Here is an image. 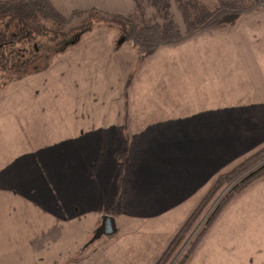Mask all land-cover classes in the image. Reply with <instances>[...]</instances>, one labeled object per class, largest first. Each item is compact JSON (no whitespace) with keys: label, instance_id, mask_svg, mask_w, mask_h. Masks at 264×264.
I'll return each instance as SVG.
<instances>
[{"label":"rangeland","instance_id":"rangeland-1","mask_svg":"<svg viewBox=\"0 0 264 264\" xmlns=\"http://www.w3.org/2000/svg\"><path fill=\"white\" fill-rule=\"evenodd\" d=\"M51 1L69 19L66 31L87 21L94 23V31L52 56L48 69L38 72L44 67L39 61L37 72L23 80H0V178L11 176L17 182L20 174L26 189L27 177L34 174L43 184L35 200L0 194V264H157L168 248L173 249L163 264H264L258 240L264 213L257 216L251 209L255 214L250 218L242 209L249 190L264 191V152L248 165L264 150V6L167 46L187 47L184 61L211 75L195 79L182 78L176 49L146 57L133 43L119 39L122 54L113 53L119 35L111 17L122 15L164 27L156 0ZM200 1L208 10L219 2ZM165 8L185 34L176 0H169ZM47 27L54 29L51 23ZM226 35L230 37L223 44L221 36ZM195 47H212L218 61H203L194 55ZM136 53L144 59V70L137 67ZM163 79L165 87L154 89L152 84ZM169 88L168 104H152ZM178 90L186 94L178 95ZM115 112L123 113L122 120ZM133 126L155 129L118 135L121 149L110 151L105 160L112 163L105 167V182L96 181L104 176V167L97 170L88 164V158L91 163L97 154L91 146L83 150L88 138L113 137L115 130ZM170 127L175 132L160 133ZM183 128L185 133H177ZM50 154L54 159L48 167L33 165ZM100 156L98 148L97 159ZM177 167H186L181 176L196 179L195 185L183 196L174 190L167 196L161 193L163 199H156L155 205L151 199L159 184ZM50 168H58V176L74 179V190L63 192L64 204H58L73 213L68 219L61 217V211L58 220L38 214L42 212L38 208L48 211L51 203L46 184ZM227 174L231 180L207 199L219 177ZM247 177L252 179L244 184ZM180 181L177 178L175 185L181 187ZM26 194L32 195L28 190ZM71 201L83 205L71 210ZM258 205L264 208L263 195ZM82 210L88 212L80 215ZM107 216L114 218L120 232L98 237L99 222ZM179 232L183 234L176 238ZM35 236L42 241H34Z\"/></svg>","mask_w":264,"mask_h":264},{"label":"trees","instance_id":"trees-1","mask_svg":"<svg viewBox=\"0 0 264 264\" xmlns=\"http://www.w3.org/2000/svg\"><path fill=\"white\" fill-rule=\"evenodd\" d=\"M156 3L159 13L163 15L160 16L165 22L164 27L151 21L141 20V23H138L139 21L122 15H115L110 19V23L117 27L115 28L119 39L133 43L146 57L154 55L161 47L178 45L208 27L230 23L238 15L264 6V0H219L213 10H208L207 4L200 0H176L186 24V33L183 34L165 8L169 0H156ZM90 15L87 16L89 19ZM68 22L69 19L61 14L51 0H0V80H23L37 72L35 67L39 61L44 67L38 72L48 69L52 56H57L62 48L67 49L75 45L76 41L94 31V23L89 24L88 21L80 26V29L66 31ZM47 23H51L54 29H49ZM54 43L56 46H53ZM118 43L122 45L121 41ZM263 152L264 150H261L252 156L248 165L256 162ZM230 176L227 174L219 177L209 191L207 199H210L222 184L229 182ZM251 179L247 177L244 184H248ZM219 211L220 207L216 213ZM182 234L183 232H179L176 238ZM172 249L168 248L170 251L167 250L157 264H163L165 255L170 254Z\"/></svg>","mask_w":264,"mask_h":264},{"label":"crops","instance_id":"crops-1","mask_svg":"<svg viewBox=\"0 0 264 264\" xmlns=\"http://www.w3.org/2000/svg\"><path fill=\"white\" fill-rule=\"evenodd\" d=\"M216 34L217 33H211V35H216ZM228 37H230V36L229 35L221 36V41H222L223 44H226V40H227ZM209 40L212 41V42L218 43L213 38H209ZM118 42H119V38H118ZM198 45H199V42L195 41V46H198ZM170 46H172V45H170ZM186 48L187 47L184 48L183 46H180V47H177V48H167V46H164V47H161L160 49H158L157 53L154 56H157L160 53H162V54L166 53L167 51H169L167 49H176V53H177V55H179V60H180L179 67L184 72L181 75L182 78H186L187 76L188 77H194L195 79L202 78V77H204V78L211 77V75H205L204 73H200L199 70H198V66L194 65L192 62L184 61V53H185ZM193 51H194V55L199 56L201 59H203V61H208V62L214 63V64L218 61V57L217 56L219 54L218 53L215 54L214 53L215 50L212 47H210V48H207V47H195ZM113 53L122 54V46L119 43H117L116 40H114V43H113ZM136 56H137V53H136ZM160 57H162V56H160ZM138 61L140 62V65L137 66V67H143L142 70H144L145 69L144 68V63H143L144 59L143 60H139V57H138ZM166 70H170L169 65H167V69ZM137 71H138V68H136V72ZM166 83H167V79H163L162 81L154 82L152 85H153V87L155 89V88H158L160 86L165 87ZM164 94L166 95V97L164 96ZM164 94H162L160 96L161 97L160 99H153L152 104H155V105H160V104H164V103L168 104L169 103L168 98L170 97V88L168 90H166L164 92ZM181 94H186V92L182 93V92L179 91L178 95H181ZM115 115H116V117L121 118L120 120H122L123 113L115 112ZM119 118H117V119H119ZM121 124H122V121L119 122V125H121ZM132 125H133V123H132ZM127 129H129V130H126V127H123L122 129L117 130V131L115 130L114 132L111 133V134H115L117 137L116 136L112 137V135H110V136L102 135V136H98V137L90 136V138H88L89 140H87V142L84 144L85 147H86L85 149H83L84 151H86L87 148H89L90 146L92 147V152L97 151V154H96L95 158L93 159V162L90 163L89 162L90 157L88 158V164L90 166H92V167H95L96 169L99 168L100 166L104 167V171H103L104 172V176H102L101 179L98 178L96 181H100L101 180L103 183L105 182V178L107 177L105 175V167L110 166L112 164V163L111 164H107L105 162V160L107 158L110 159V154H111L110 151H115V150H120L121 149L122 139L119 138L118 135H121V136L122 135H126V134H129V135H142L144 133H149V132L153 131L155 129V127L148 128V127L133 126V128H127ZM135 129H139V130H135ZM187 131L189 133H194V134H196L198 132L196 129H192L190 131L188 129ZM171 132H175V130H173L172 127L168 128V129H165L163 131H160V133H171ZM180 132L185 133L186 130L183 128L182 130H179V132H177V133H180ZM103 134H108V133H103ZM140 145L142 146L143 144L140 143ZM98 148L101 151V156L97 159ZM84 157L85 156L82 154L81 155V159H84ZM53 159L54 158H52L51 154H50L49 158H43L42 160H41V158H37V160L39 162L43 163V164H39V163L36 164L37 160H35L33 165L35 167H42L43 165L48 167L51 164V162L53 161ZM15 160H17V162H19V159H15ZM8 163L9 164H6V165H10L9 161H8ZM58 165H59V162L57 164H55V166H58ZM87 166H88L87 164H84V166H83L85 171H86V167ZM186 171H187L186 167L184 169H182L180 167H177L175 170H172L171 173L168 172L169 174L166 176L164 181L162 180L163 181L162 184H159L160 188H158V192H156V196L155 195L153 196L155 198H152L151 202H153L155 205H157L159 200L163 199L161 193H163L165 196H167L169 194V191H171V190L176 191L177 194L180 191V196H183L186 193L187 190L191 191L192 187L196 183L195 182L196 179H186L185 178L186 174H185L184 177H182L181 174L182 173H186ZM57 172H58V168H50L49 176L46 177V179H47L46 184H47V186H49V192H50V196L49 195L48 196H49V199L51 200L50 205L46 207V208H48V211H45L43 208H38L37 210L42 211V212L38 213L39 215L53 216V217H51L53 220L54 219L58 220L60 218L58 211H61V213H60L61 217L64 216L65 219H68V216L72 215L73 213L66 211V208H64V206H61V208H58V204L59 205H63L64 204L63 203V192L66 193L68 190H70V191L74 190L71 187L72 183L74 182V179L72 178V176H67V174H63L61 176H58ZM111 173H112V171H111ZM157 173H159V171H157ZM194 173L196 174V171H194ZM198 175L200 177V173ZM177 178H181V181L179 183H184L181 187H178V186L175 185V181H176ZM13 179L14 178L11 177V176H8L6 178H0V194H2L3 196H18V197H21V198H31V199L35 200V197L38 195L39 190L43 189L42 179H39L34 174H32V175L27 177V179H26V189L24 188V182H23V176L22 175L19 174L16 177L17 182H14ZM80 180L81 181L85 180L84 179V175L80 176ZM155 182H158V180H156ZM149 187H151V186H149ZM155 189H157V188H155ZM27 190L32 193V195L30 197L27 196V194H26ZM58 191H59L61 199H59V197H58ZM251 191L249 190L245 194L246 195L245 197L247 199H250V200H247L246 198H243L242 209L244 211V214H248V216L250 218H253L255 213L253 212L254 210H251V209H255L257 211V213H256L257 216H259L260 213H264V208H261L258 205L262 195L264 197V191L259 190V188L258 189L255 188L254 189V191H253L254 194H252ZM41 198H43V197L41 196ZM156 199H159V200H156ZM71 202H72V204L69 205L71 210L74 207L81 208V205H83V203L81 205H76L78 203V201H76V202L71 201ZM36 204L41 205V202L40 201H36L35 205ZM162 207H163V205H162ZM160 209H157V210H155L153 212L159 211ZM64 211H66V212H64ZM147 211H149V210H147ZM86 212H88V211L87 210H85V211L82 210L80 215H82V214H84ZM150 212H145V213H150ZM244 221L248 222L247 219H244ZM34 222H35V226L39 223L38 219H35ZM52 225H49L48 228L52 227ZM99 225L101 227L102 223L99 222ZM100 227H97V228L99 229ZM116 228H117V231L114 234L115 236L120 232L119 231L120 228H119V225H117V222H116ZM55 230H57L56 226H55ZM114 235H112V236H114ZM33 238H34L33 239L34 241H42V238H40L38 236H35ZM258 240L260 241V243H259L260 247L263 246L261 248V250H260V253L264 254V243H262V240H264V226L260 230V234L258 236ZM44 241L47 242L46 240H44ZM0 246H2V245L0 244ZM24 246H26V244H24ZM47 246L50 247V244H47ZM156 255L157 254H155L152 258H154ZM243 264H245V263H243Z\"/></svg>","mask_w":264,"mask_h":264},{"label":"water","instance_id":"water-1","mask_svg":"<svg viewBox=\"0 0 264 264\" xmlns=\"http://www.w3.org/2000/svg\"><path fill=\"white\" fill-rule=\"evenodd\" d=\"M116 231L117 228L114 218L111 216H107L103 220V223L96 234L98 237H101L102 235L112 236L116 233Z\"/></svg>","mask_w":264,"mask_h":264}]
</instances>
